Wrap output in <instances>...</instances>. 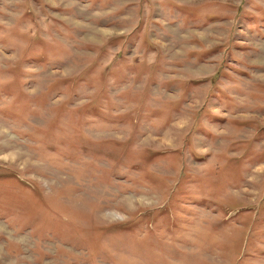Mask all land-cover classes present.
<instances>
[{
  "label": "rangeland",
  "instance_id": "1",
  "mask_svg": "<svg viewBox=\"0 0 264 264\" xmlns=\"http://www.w3.org/2000/svg\"><path fill=\"white\" fill-rule=\"evenodd\" d=\"M0 264H264V0H0Z\"/></svg>",
  "mask_w": 264,
  "mask_h": 264
}]
</instances>
